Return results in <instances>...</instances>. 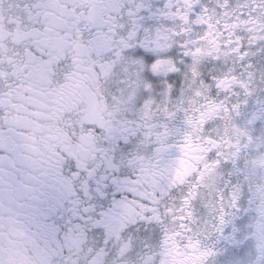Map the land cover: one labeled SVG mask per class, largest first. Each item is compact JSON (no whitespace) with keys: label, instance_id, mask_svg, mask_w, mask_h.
I'll use <instances>...</instances> for the list:
<instances>
[{"label":"clouds","instance_id":"obj_1","mask_svg":"<svg viewBox=\"0 0 264 264\" xmlns=\"http://www.w3.org/2000/svg\"><path fill=\"white\" fill-rule=\"evenodd\" d=\"M0 264H264V0H23Z\"/></svg>","mask_w":264,"mask_h":264},{"label":"flooded vegetation","instance_id":"obj_2","mask_svg":"<svg viewBox=\"0 0 264 264\" xmlns=\"http://www.w3.org/2000/svg\"><path fill=\"white\" fill-rule=\"evenodd\" d=\"M23 0H0V25L19 19V8Z\"/></svg>","mask_w":264,"mask_h":264}]
</instances>
